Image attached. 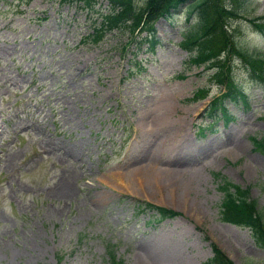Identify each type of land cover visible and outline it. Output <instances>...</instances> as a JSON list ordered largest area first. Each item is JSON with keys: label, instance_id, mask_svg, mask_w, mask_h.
<instances>
[{"label": "rangeland", "instance_id": "rangeland-1", "mask_svg": "<svg viewBox=\"0 0 264 264\" xmlns=\"http://www.w3.org/2000/svg\"><path fill=\"white\" fill-rule=\"evenodd\" d=\"M106 8L0 0V264H108V248L126 264H199L211 242L236 264H264V245L218 203L224 178L264 205V154L251 141L264 134V81L233 55L246 96L224 101V120L209 107L221 85L185 59V3L154 20L152 52L125 43L124 29L93 39ZM239 11L226 18L235 41L264 54L246 18L264 0ZM132 51L143 67L128 74Z\"/></svg>", "mask_w": 264, "mask_h": 264}, {"label": "trees", "instance_id": "trees-1", "mask_svg": "<svg viewBox=\"0 0 264 264\" xmlns=\"http://www.w3.org/2000/svg\"><path fill=\"white\" fill-rule=\"evenodd\" d=\"M91 6L96 0H79ZM107 8L100 12L98 24L91 27L93 39L98 38L104 30L124 29L127 37L124 42L136 41L143 45L145 51H152L157 37L153 30V21L159 15H165L181 4H186V13L195 15L191 27L186 29L180 44L188 50V62L201 63L203 67L211 68L209 76L222 88L212 95L209 107L219 115L228 119L224 105L226 99L240 98L246 94L230 72V58L236 55L246 65L248 74L264 81V54L250 52L239 45L233 36L234 27L226 23V18L243 15L239 10L242 0H143L139 5L133 0H106ZM251 25L264 34V14L247 16ZM132 51L131 60L127 65V73L138 71L143 65L140 58ZM202 92L198 87L192 96ZM217 108V110H216ZM210 110V109H209ZM254 146L264 153V134L251 135ZM217 174V173H215ZM219 186L222 194L219 199L220 216L230 222L249 227L253 239L264 245V205L256 206V200L248 195L246 186L221 178ZM160 215L176 212L171 208L160 207ZM109 264H125L120 258H113L108 250ZM200 264H235L220 248L211 244V254Z\"/></svg>", "mask_w": 264, "mask_h": 264}, {"label": "bare ground", "instance_id": "bare-ground-1", "mask_svg": "<svg viewBox=\"0 0 264 264\" xmlns=\"http://www.w3.org/2000/svg\"><path fill=\"white\" fill-rule=\"evenodd\" d=\"M140 174H142V175L145 176V173H139V174L136 175L137 178L135 177L136 178L135 181L140 182V178H138V176H141ZM60 189H61V191H60L61 195L64 196V197H66V198H68L69 197V187H68V184L67 183H63L62 186L60 187Z\"/></svg>", "mask_w": 264, "mask_h": 264}]
</instances>
